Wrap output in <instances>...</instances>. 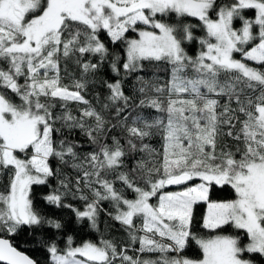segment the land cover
Masks as SVG:
<instances>
[{"label":"snow or ice","instance_id":"6c2138e0","mask_svg":"<svg viewBox=\"0 0 264 264\" xmlns=\"http://www.w3.org/2000/svg\"><path fill=\"white\" fill-rule=\"evenodd\" d=\"M213 186L234 198L209 201ZM102 213L128 242L77 244L72 225L99 232ZM25 229L45 264L264 256V0H0V264H38L8 238Z\"/></svg>","mask_w":264,"mask_h":264},{"label":"trees","instance_id":"16d2710c","mask_svg":"<svg viewBox=\"0 0 264 264\" xmlns=\"http://www.w3.org/2000/svg\"><path fill=\"white\" fill-rule=\"evenodd\" d=\"M249 16L253 15V12L249 11L247 13ZM168 22H174V18L170 19ZM189 22L191 23H197L195 19L189 18ZM133 34V33H129ZM128 34V35H129ZM199 29L196 30V35H201ZM107 39V37H104ZM111 47V46H110ZM188 51L190 54H194L198 50V44L192 43L190 45H187ZM158 74L162 75V73H158L156 69H154L152 66H148L143 70V72L138 73V75L144 76L147 80H152L153 75ZM132 83H135V77L130 78ZM68 81H65L67 83ZM152 144L159 148L160 145L157 142L156 139L152 141ZM54 163V162H53ZM197 180L188 182L186 185L192 184ZM53 185H55V180L52 181ZM186 185H183L186 186ZM182 187V186H180ZM176 189V188H171ZM171 189H165L164 191H168ZM34 191L36 195V202L38 206L44 208L46 211H52L59 213V210L52 209L49 206L44 204V201L41 199V197L46 194L49 191V188L45 186H34ZM234 198V192L231 190L229 186L220 187V186H213L209 189V201H222L227 199ZM73 203H76L75 201ZM105 208H109V205L105 203ZM110 210V209H109ZM206 211V202L205 201H198L196 204L193 205V217H194V223H195V230L203 235H212L214 233L210 232L209 230L203 229L200 227L202 218L204 216V213ZM65 216L67 219L71 216V213L64 212L60 213ZM100 231L96 232L93 231L87 223L83 224H73L72 227L69 229V234L73 235L75 238V241L77 244H79L81 241L84 240H91V241H98L101 237V235L110 240H114L118 244H126L128 242L127 234L123 231V229L114 221H112L110 218H108L103 213L100 217V223H99ZM223 234H231V235H241L242 241L245 243L246 237L243 235L241 230L232 229L229 227H225L223 230ZM19 250L24 252L26 255H28L30 258L38 261V264H45L47 260V253L44 250V248L40 245L39 240L40 236L39 234L36 237L30 236L27 234V229L24 230V232H21L19 235H16L14 237H8ZM61 245H63V241H61ZM134 248H138V245H133L129 248L128 254L134 255V256H140L141 258H151L155 259L156 254L151 253H138L133 251ZM186 257L189 258H200L202 256V253L199 252L197 246L193 242L192 246L187 248L185 252L183 253ZM245 259H250L253 261V264H264V256H261L259 254L255 253H246L244 255Z\"/></svg>","mask_w":264,"mask_h":264},{"label":"rangeland","instance_id":"374dc122","mask_svg":"<svg viewBox=\"0 0 264 264\" xmlns=\"http://www.w3.org/2000/svg\"><path fill=\"white\" fill-rule=\"evenodd\" d=\"M129 36H136V33L129 34ZM199 183H200V181L197 180V181H195V182L192 183V184L186 185V186H184V187H183V186H182V187H177L176 189H171V190H168V191H169V192L183 191V190L185 189V187H192V186H195L196 184H199ZM206 212H207V202H206V211H205L204 215L206 214ZM245 243H247V241H246Z\"/></svg>","mask_w":264,"mask_h":264},{"label":"water","instance_id":"95a60500","mask_svg":"<svg viewBox=\"0 0 264 264\" xmlns=\"http://www.w3.org/2000/svg\"><path fill=\"white\" fill-rule=\"evenodd\" d=\"M180 186H183V185H170L167 187V189H171V188H177V187H180ZM19 250V249H18ZM21 251V250H19ZM22 252V251H21ZM24 253V252H23Z\"/></svg>","mask_w":264,"mask_h":264}]
</instances>
